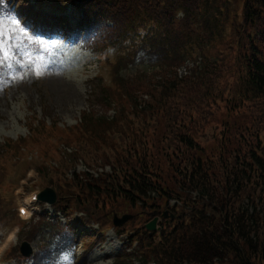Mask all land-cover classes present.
Instances as JSON below:
<instances>
[{
  "label": "trees",
  "instance_id": "trees-1",
  "mask_svg": "<svg viewBox=\"0 0 264 264\" xmlns=\"http://www.w3.org/2000/svg\"><path fill=\"white\" fill-rule=\"evenodd\" d=\"M3 1L29 27L42 18L28 0ZM69 3L81 13L78 38L96 49H118L112 84L98 78L102 103H118L115 85L130 107L120 100L113 124L85 113L84 133L71 139L78 142L70 157H83L90 167L110 165L111 173L69 179L66 171L38 167L41 187L58 194L56 211H82L85 223L114 227L116 215L135 213L137 206L163 211L177 200L179 211L170 208L177 220L163 224L157 239L132 222L116 227L119 233L133 229L127 244L138 240L139 246L114 264H132L135 256L148 264H264V0L53 2L61 9ZM61 21L70 29L68 18ZM50 27L46 20L44 28ZM146 62L161 71L124 81L126 64ZM183 66L189 73L179 76ZM37 139L36 145H47ZM15 146L7 163L23 153L24 143ZM39 222L35 237L47 230L54 242H46L34 264H44L51 250L64 253L72 238L57 218ZM13 254L21 264L32 260L18 248Z\"/></svg>",
  "mask_w": 264,
  "mask_h": 264
},
{
  "label": "rangeland",
  "instance_id": "rangeland-1",
  "mask_svg": "<svg viewBox=\"0 0 264 264\" xmlns=\"http://www.w3.org/2000/svg\"><path fill=\"white\" fill-rule=\"evenodd\" d=\"M32 1L36 2L38 10L40 9L37 4L45 3L43 0ZM0 12L12 16L5 2L0 3ZM19 27L23 28L20 23ZM25 33L13 35L10 41L5 39L7 51L11 54L10 59L4 61V53L0 52V61H3L0 63V264L3 263L1 258L5 256L8 249L12 255L22 241H27L30 244L33 254H43L46 250H42V246L47 240L54 242V239H49L50 233L47 230L35 237L36 232L41 228L38 216L30 224H27L21 218L26 219L29 215L19 218L15 210L17 206H22L23 196L28 197L32 189L41 188L38 167L45 164L47 168L61 170L64 175L66 171L68 178H73L72 174L75 173L76 163L87 165L83 157L72 158L68 155L77 152V148L72 146V143L78 142V140L71 141V139L73 135L76 137V134L84 133L81 127L84 114L100 116V119H104L103 121H106L107 124H113L118 112L122 111L119 101L122 100L130 107V104L122 97L121 87L118 86L112 87L115 88L118 103L112 108H106L102 103V97L98 92L100 90H96L97 83L92 79L97 75H104L108 79L109 75H112L111 63L104 58L106 61L104 62L110 64V68L105 66L103 60L101 62L98 59L101 53L94 52L93 46L82 48L83 41L81 40V44H79V39H77L81 48L71 40V44H64L61 50L49 48L50 50L46 51L43 48L45 46L43 42L40 49L37 50L36 42L30 38V36L32 38L35 36L29 31H25ZM87 43L85 42L83 45L88 46ZM32 48H35V51H31ZM62 49L67 52V58ZM115 51L118 53V49H112V53L109 49L107 50L108 53H111L112 61L116 56ZM94 54H98V56L96 57ZM87 57H92L93 63L83 73L82 69L78 68L79 62L84 61ZM70 59L75 64L73 67H69ZM155 67L148 62L139 66L126 64L121 75L125 77L124 81L139 78L145 71L147 75L152 76L161 71V68ZM176 69L174 68V70ZM35 134L37 136L39 134L38 138L47 144L45 147L36 145L38 139ZM17 142L25 144L23 153L19 156L16 154L15 163H7L8 154L11 151L18 152V146H15ZM53 153L63 156L69 163H64V161L56 163L50 156ZM46 161H51V163L46 164ZM64 164H68L70 168H65ZM27 169L31 170L30 173L33 176L27 175L21 181L25 177ZM76 169L83 170L85 167L79 165ZM2 203L5 204L3 208ZM46 206L49 207V205ZM136 208H138L134 213L136 216L130 227L142 228L151 215L147 216L144 209ZM33 224L35 225L31 229ZM16 228L19 231L22 228L23 232L26 231L25 234L18 231L15 233V237L7 242L5 238ZM30 229L31 231L27 232ZM104 235L106 237L100 241L98 247L93 250L89 249L86 256L87 264H113L112 257L125 246L124 240L119 238L113 229H109ZM84 242L86 244V241ZM64 244L66 245L64 253L51 250L50 258L48 257L44 264H77L79 261L75 260V256L73 259L71 254L72 247L67 242ZM65 254L68 255L67 260L62 259Z\"/></svg>",
  "mask_w": 264,
  "mask_h": 264
},
{
  "label": "snow or ice",
  "instance_id": "snow-or-ice-1",
  "mask_svg": "<svg viewBox=\"0 0 264 264\" xmlns=\"http://www.w3.org/2000/svg\"><path fill=\"white\" fill-rule=\"evenodd\" d=\"M0 3H3V0H0ZM17 33L26 34L24 29L19 27V21H17L16 18L10 14L0 12V52L4 53V61L11 58L10 52L7 51L5 39L10 41L11 37ZM0 63H3V61H0ZM62 259L67 260L68 255L65 254Z\"/></svg>",
  "mask_w": 264,
  "mask_h": 264
},
{
  "label": "water",
  "instance_id": "water-1",
  "mask_svg": "<svg viewBox=\"0 0 264 264\" xmlns=\"http://www.w3.org/2000/svg\"><path fill=\"white\" fill-rule=\"evenodd\" d=\"M79 1H83V0H79ZM44 194V198L43 200L52 203H55L57 200V195L54 192V190L47 188L43 191ZM128 219H131L130 215H124L122 218H116L115 222L117 225H120L122 223H124L125 221H127ZM156 222L157 219H154L152 222H150L147 227L150 230H155L156 229ZM21 251L24 255L26 256H30L32 254V248L30 247V245L27 242H24L21 246Z\"/></svg>",
  "mask_w": 264,
  "mask_h": 264
}]
</instances>
